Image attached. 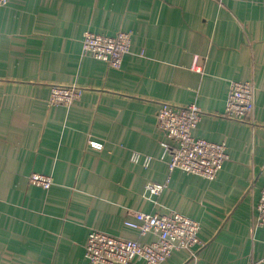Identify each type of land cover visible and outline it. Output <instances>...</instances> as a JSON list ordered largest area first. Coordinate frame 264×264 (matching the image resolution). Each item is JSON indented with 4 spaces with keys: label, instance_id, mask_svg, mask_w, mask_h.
I'll return each instance as SVG.
<instances>
[{
    "label": "crops",
    "instance_id": "1",
    "mask_svg": "<svg viewBox=\"0 0 264 264\" xmlns=\"http://www.w3.org/2000/svg\"><path fill=\"white\" fill-rule=\"evenodd\" d=\"M131 34L119 69L82 52L87 32ZM230 81L254 87V119L223 116ZM52 85H76L69 106ZM162 102L196 104L193 135L221 142L213 180L169 171ZM94 139L101 150L88 145ZM132 152L151 157L148 167ZM32 173L52 186L32 185ZM148 182L164 184L148 198ZM264 0H11L0 7V264H89L88 232L157 240L124 224L176 211L200 245L161 264H260L264 226ZM132 264H145L134 260Z\"/></svg>",
    "mask_w": 264,
    "mask_h": 264
},
{
    "label": "built area",
    "instance_id": "2",
    "mask_svg": "<svg viewBox=\"0 0 264 264\" xmlns=\"http://www.w3.org/2000/svg\"><path fill=\"white\" fill-rule=\"evenodd\" d=\"M11 0H0V7ZM82 52L109 67L119 69L123 57L130 52L131 34L120 31L113 36L87 32L81 41ZM82 89L76 85H52L48 103L50 105L69 106L77 100ZM254 87L249 81H230L223 116L231 120L252 121L254 119ZM201 119V111L196 104L177 106L162 102L157 111V125L164 132L163 156L167 155L168 169H179L187 174L213 180L228 159L226 146L221 142H212L193 135ZM89 147L101 150L103 143L89 139ZM130 160L148 167L151 157L132 152ZM30 184L48 190L53 180L50 175L32 173L28 176ZM164 184L148 182L145 194L148 198L158 196ZM256 224L264 226V185L255 206ZM128 227L136 229L139 235L155 234L157 240L143 243L91 229L84 246V255L89 264H132L134 260L145 264H161L174 251L191 250L200 245L198 234L200 223L176 211L164 213L135 212L132 218L124 220ZM260 264H264V255Z\"/></svg>",
    "mask_w": 264,
    "mask_h": 264
}]
</instances>
